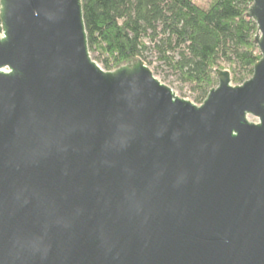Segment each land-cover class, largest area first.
Returning a JSON list of instances; mask_svg holds the SVG:
<instances>
[{
	"label": "water",
	"instance_id": "95a60500",
	"mask_svg": "<svg viewBox=\"0 0 264 264\" xmlns=\"http://www.w3.org/2000/svg\"><path fill=\"white\" fill-rule=\"evenodd\" d=\"M249 18L253 77L197 106L142 60L104 71L82 0H0V264H264Z\"/></svg>",
	"mask_w": 264,
	"mask_h": 264
},
{
	"label": "trees",
	"instance_id": "16d2710c",
	"mask_svg": "<svg viewBox=\"0 0 264 264\" xmlns=\"http://www.w3.org/2000/svg\"><path fill=\"white\" fill-rule=\"evenodd\" d=\"M254 0H82L88 48L104 71L156 60L189 85L202 105L224 63L243 85L261 60Z\"/></svg>",
	"mask_w": 264,
	"mask_h": 264
},
{
	"label": "rangeland",
	"instance_id": "374dc122",
	"mask_svg": "<svg viewBox=\"0 0 264 264\" xmlns=\"http://www.w3.org/2000/svg\"><path fill=\"white\" fill-rule=\"evenodd\" d=\"M197 3L203 6H208L212 0H196ZM92 59L93 57H96V55H91ZM154 65H146L153 73L154 77L161 82L162 84L170 87L176 96L182 98L183 100H186L194 105L200 106L196 103V94L192 91V88L189 85H182L178 80L176 75L171 73L164 67L163 65L159 64L156 60L150 59ZM97 63V62H96ZM102 69L101 63H97ZM223 70H228V67L223 63L222 64ZM104 70V69H103ZM251 122L258 123L257 120L251 118Z\"/></svg>",
	"mask_w": 264,
	"mask_h": 264
}]
</instances>
